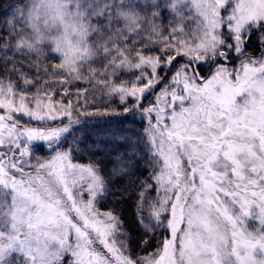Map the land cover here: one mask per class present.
Here are the masks:
<instances>
[{
  "label": "rangeland",
  "instance_id": "rangeland-1",
  "mask_svg": "<svg viewBox=\"0 0 264 264\" xmlns=\"http://www.w3.org/2000/svg\"><path fill=\"white\" fill-rule=\"evenodd\" d=\"M144 2L140 12L152 14L145 20L124 2L114 12L133 11L126 19H133L137 39L149 37L163 10L169 20L146 39L147 50L158 53L132 63L144 86L119 88L135 104L147 103L148 116L85 133L109 148L105 178L152 169L158 191L141 195L142 223L162 226L167 214L184 222L170 254L159 250L140 264H264V0ZM34 4V29L49 36L73 69L71 60L86 51L77 36L85 3ZM24 88L0 79V264L14 256L23 264H135L116 220L95 205L105 178L69 160L61 140L19 128L98 111Z\"/></svg>",
  "mask_w": 264,
  "mask_h": 264
},
{
  "label": "trees",
  "instance_id": "trees-1",
  "mask_svg": "<svg viewBox=\"0 0 264 264\" xmlns=\"http://www.w3.org/2000/svg\"><path fill=\"white\" fill-rule=\"evenodd\" d=\"M78 1L85 3L79 24L84 31L77 36L85 41L86 51L71 60L76 63L70 69L67 67H72L68 57L53 47L51 41L48 43L49 36L43 33L39 35L38 29H34L31 18L34 0H0V79L14 85L15 90H26V87L37 97H48L63 105L75 103L77 108L85 109L90 103V109L97 113H81L76 118L52 125L19 128L28 127L36 130L38 136L43 133L51 139L61 140L64 143L60 144V151L68 148V154L72 156L69 160L92 167L105 178L108 173L109 148L92 144L85 133L90 127L113 125L121 120L132 119L135 114L144 113L148 116L147 103L135 104L137 100L126 93L129 90L122 91L119 88L136 85L141 71L134 68L132 63L139 55L151 57L158 53L147 50L151 40L146 39L153 37L156 31L162 33V28L168 27L169 20L163 10L157 16V23L151 27L149 37L144 34L137 39L132 32L133 19H126V14L133 11H126V14L119 16L114 10L124 2L131 6L129 10L135 7V11L141 14L139 4L144 0ZM142 15L145 20V17L152 14L149 12ZM70 33L74 35L73 30ZM53 50H57V54ZM203 71L200 69V72ZM164 83H167L166 79ZM143 86V82H138L135 87ZM80 123H86V128L75 130ZM12 125L21 126L14 122ZM70 129L73 130L69 132ZM152 174V169L138 168L118 180L107 176L101 186L102 195L95 201L102 213H110V217L116 220V227L124 241L129 242L127 254L135 264H140L141 259L159 250L166 255L170 254L177 241L178 230L184 223L177 218L175 222L170 221L171 216L168 214L162 222L163 227H157V224L147 226L140 221L143 218L142 206L145 204L141 195L149 188L158 191L152 181ZM183 193L186 195L185 191ZM136 206L138 211L133 214V207ZM8 264L23 262L14 256Z\"/></svg>",
  "mask_w": 264,
  "mask_h": 264
}]
</instances>
